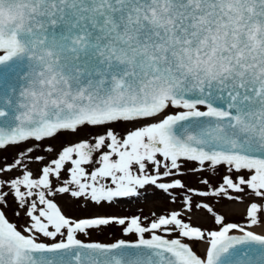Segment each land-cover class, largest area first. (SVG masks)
<instances>
[{
  "label": "snow or ice",
  "instance_id": "1",
  "mask_svg": "<svg viewBox=\"0 0 264 264\" xmlns=\"http://www.w3.org/2000/svg\"><path fill=\"white\" fill-rule=\"evenodd\" d=\"M146 186L190 193L183 212L58 203L112 207ZM193 196L243 204L244 223L200 203L215 227L192 225ZM257 227L264 0H0V264H264ZM106 228L134 239H86Z\"/></svg>",
  "mask_w": 264,
  "mask_h": 264
},
{
  "label": "rangeland",
  "instance_id": "2",
  "mask_svg": "<svg viewBox=\"0 0 264 264\" xmlns=\"http://www.w3.org/2000/svg\"><path fill=\"white\" fill-rule=\"evenodd\" d=\"M73 137L63 134L57 137L56 140L46 141L45 143H53L59 148L62 144L72 143ZM182 180L190 188H197L205 190L204 186L200 183L203 179L199 174L191 171L186 172L182 177ZM140 195L130 199H124L116 203L112 207L96 208L92 205L87 207H80L79 203L67 196L58 199L59 205L62 207L66 215L70 217H84L94 214H114L120 216H131L134 214H140L142 216H150L152 211H156L160 214L161 210L166 214L169 210H180L183 212L182 199L186 194L185 192H173L172 196L177 197L176 203H173L172 199L167 194L156 189L154 186H146L145 189L138 190ZM207 203L213 210L225 216L227 222L232 223H244V205L238 203V207L234 208L232 205L237 204L232 201H228L223 197H196L193 196V211L190 215H186L184 218L192 225H198L202 228L215 227L213 217L206 209L196 208V204ZM90 239L93 241H99L102 243L114 242L117 239H134L132 236L125 237L119 228H106L102 232L95 231L92 233Z\"/></svg>",
  "mask_w": 264,
  "mask_h": 264
},
{
  "label": "bare ground",
  "instance_id": "3",
  "mask_svg": "<svg viewBox=\"0 0 264 264\" xmlns=\"http://www.w3.org/2000/svg\"><path fill=\"white\" fill-rule=\"evenodd\" d=\"M232 206L234 208H237L238 207V203L237 204H233ZM254 230L257 231V232H264V228H260V227H257Z\"/></svg>",
  "mask_w": 264,
  "mask_h": 264
}]
</instances>
